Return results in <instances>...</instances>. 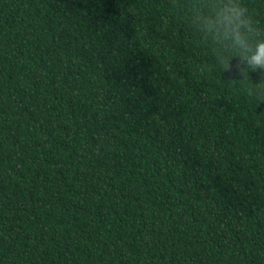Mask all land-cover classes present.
I'll list each match as a JSON object with an SVG mask.
<instances>
[{
    "label": "trees",
    "instance_id": "obj_1",
    "mask_svg": "<svg viewBox=\"0 0 264 264\" xmlns=\"http://www.w3.org/2000/svg\"><path fill=\"white\" fill-rule=\"evenodd\" d=\"M175 2L0 0V264H264V97Z\"/></svg>",
    "mask_w": 264,
    "mask_h": 264
},
{
    "label": "clouds",
    "instance_id": "obj_2",
    "mask_svg": "<svg viewBox=\"0 0 264 264\" xmlns=\"http://www.w3.org/2000/svg\"><path fill=\"white\" fill-rule=\"evenodd\" d=\"M172 12L203 57L194 72L217 73L234 86L243 84L255 98L264 97V23L246 0H176L166 22ZM250 73L257 74L255 81Z\"/></svg>",
    "mask_w": 264,
    "mask_h": 264
}]
</instances>
